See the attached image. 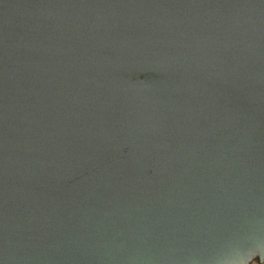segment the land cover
I'll use <instances>...</instances> for the list:
<instances>
[{
  "label": "water",
  "instance_id": "obj_1",
  "mask_svg": "<svg viewBox=\"0 0 264 264\" xmlns=\"http://www.w3.org/2000/svg\"><path fill=\"white\" fill-rule=\"evenodd\" d=\"M0 264H264V0H0Z\"/></svg>",
  "mask_w": 264,
  "mask_h": 264
}]
</instances>
